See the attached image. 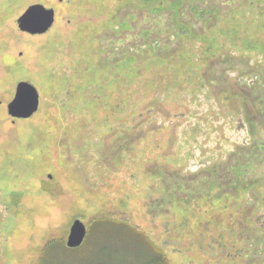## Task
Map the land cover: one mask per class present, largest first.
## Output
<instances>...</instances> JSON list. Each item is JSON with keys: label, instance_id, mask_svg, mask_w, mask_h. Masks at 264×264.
Returning <instances> with one entry per match:
<instances>
[{"label": "rangeland", "instance_id": "rangeland-1", "mask_svg": "<svg viewBox=\"0 0 264 264\" xmlns=\"http://www.w3.org/2000/svg\"><path fill=\"white\" fill-rule=\"evenodd\" d=\"M34 3L55 16L28 36ZM255 42L264 0H0V264H148L143 239L88 226L99 214L170 264H264ZM20 80L38 92L28 118L6 109ZM75 219L90 236L70 248Z\"/></svg>", "mask_w": 264, "mask_h": 264}, {"label": "water", "instance_id": "water-1", "mask_svg": "<svg viewBox=\"0 0 264 264\" xmlns=\"http://www.w3.org/2000/svg\"><path fill=\"white\" fill-rule=\"evenodd\" d=\"M54 21V10L47 8L43 4L34 3L27 8L17 18L19 29L31 34H42L46 32ZM37 89L29 82L20 81L16 85L15 95L7 104V112L15 118H28L38 109ZM86 235L85 225L75 219L70 226L66 245L70 248L79 246Z\"/></svg>", "mask_w": 264, "mask_h": 264}, {"label": "trees", "instance_id": "trees-1", "mask_svg": "<svg viewBox=\"0 0 264 264\" xmlns=\"http://www.w3.org/2000/svg\"><path fill=\"white\" fill-rule=\"evenodd\" d=\"M172 4H175V2L172 1ZM255 45H256V49L262 48L264 50V45L261 46V44H258L256 42H255ZM151 105H152V109H154V110L157 109V111L158 110L160 111V106L159 107L155 106V108H154V104L151 103ZM151 113L152 112L147 111V114L142 118V121H141V122H145V121L148 122L149 121L150 124L146 128L148 131L152 128V124H153V122L149 119V116ZM134 127H133V129H134ZM141 128H143V127H140V129ZM149 132H147V133H149ZM122 135H125V132H123ZM142 163H144V161ZM143 165L144 164H142V166ZM95 223H96V225H98L99 223H103V224H111L112 223V224H115L117 227H119L123 231V235L130 237V238H134L135 240L136 239L139 240V238L143 239V241L146 243L147 246L146 245L142 246V245H144V242H143V244L141 243V246H140L141 249L143 251H147V252H149V250H151V252H152V254L149 253V255H151V259H149L148 264H170L168 259L165 256V254L163 253L162 249H159L158 247H156L152 243V241L148 238V236L146 234H144V232L138 230L134 226H131L126 221V219H124V218L109 219L106 216H104L103 214H99L89 221L88 226H91L92 224H95ZM97 233H99V230L97 231ZM88 236H90V230L88 233L86 232L85 237H88Z\"/></svg>", "mask_w": 264, "mask_h": 264}, {"label": "flooded vegetation", "instance_id": "flooded-vegetation-1", "mask_svg": "<svg viewBox=\"0 0 264 264\" xmlns=\"http://www.w3.org/2000/svg\"><path fill=\"white\" fill-rule=\"evenodd\" d=\"M45 7H47V8H52L53 10H54V16H55V9H54V7H51V6H45ZM19 17V16H18ZM52 25H53V23H52ZM52 25H51V27H52ZM16 26H17V28H18V30L19 31H21V32H23L24 34H26V35H28V36H31V35H40V34H31V33H29V32H26V31H23V30H21V29H19V27H18V25H17V19H16ZM51 27L47 30V31H49L50 29H51ZM46 31V32H47ZM46 32H44V33H46ZM44 33H42V34H44ZM9 52H7L6 53V51H5V56H9L10 57V60H8L9 62L12 60V54H8ZM2 54V52L0 51V55ZM4 54V53H3ZM2 54V55H3ZM20 81H23V80H20ZM20 81H18V82H20ZM17 82V83H18ZM17 83H16V85H17ZM16 85L13 87L14 88V90H13V96L12 97H14V95H15V89H16ZM6 109H7V106H6Z\"/></svg>", "mask_w": 264, "mask_h": 264}]
</instances>
